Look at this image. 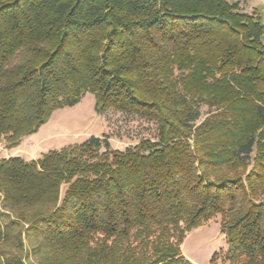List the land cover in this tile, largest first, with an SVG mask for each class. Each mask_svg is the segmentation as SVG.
<instances>
[{
    "label": "trees",
    "instance_id": "obj_1",
    "mask_svg": "<svg viewBox=\"0 0 264 264\" xmlns=\"http://www.w3.org/2000/svg\"><path fill=\"white\" fill-rule=\"evenodd\" d=\"M86 93L97 113L153 122L155 136L123 150L103 135L37 159L0 155V264H194L180 246L216 215L225 261L264 264L255 10L229 0H0L6 147Z\"/></svg>",
    "mask_w": 264,
    "mask_h": 264
},
{
    "label": "rangeland",
    "instance_id": "obj_2",
    "mask_svg": "<svg viewBox=\"0 0 264 264\" xmlns=\"http://www.w3.org/2000/svg\"><path fill=\"white\" fill-rule=\"evenodd\" d=\"M229 1H238L243 12L251 13L255 10L264 24V0ZM207 112L208 109L202 106V118ZM155 134V124L142 118L113 109L101 114L97 113L94 109V95L86 93L75 105L55 110L49 120L33 133L32 141H28L27 146L22 145L19 153L26 155L27 159H34L49 150H59L68 145L81 143L90 136L102 137L103 135L108 137L113 149L123 150L141 139L153 138ZM33 140L37 142L30 143ZM0 152L5 157L10 152L3 138L0 140ZM255 201L264 203V192ZM219 222L220 215H216L186 233L180 249L192 263L211 264L210 259L213 253L217 252L214 264H228L223 258L227 245Z\"/></svg>",
    "mask_w": 264,
    "mask_h": 264
},
{
    "label": "crops",
    "instance_id": "obj_3",
    "mask_svg": "<svg viewBox=\"0 0 264 264\" xmlns=\"http://www.w3.org/2000/svg\"><path fill=\"white\" fill-rule=\"evenodd\" d=\"M32 136H33V134H32V135H29V136H25L24 138H22V140H21V144H20L19 146H17V147L10 148V152H9L8 155H6V157L3 156L1 152H0V155H1L2 157H5V158L11 157V156H21V157H24L25 159H27L26 155H21V153H19V152L21 151V148H22V145H23V144H24L25 146H27V142H28V141H32V140H31V139H32ZM34 142H37V141H36V140H33V142H30V143L33 144ZM34 146H36V145H34ZM6 153H8V152H6ZM37 158H38V156L35 157L34 159H37ZM31 159H32V158H31Z\"/></svg>",
    "mask_w": 264,
    "mask_h": 264
}]
</instances>
